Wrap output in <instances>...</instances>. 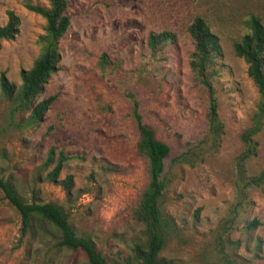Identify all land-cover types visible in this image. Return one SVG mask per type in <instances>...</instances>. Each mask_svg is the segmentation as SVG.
<instances>
[{
  "label": "rangeland",
  "instance_id": "rangeland-1",
  "mask_svg": "<svg viewBox=\"0 0 264 264\" xmlns=\"http://www.w3.org/2000/svg\"><path fill=\"white\" fill-rule=\"evenodd\" d=\"M29 5L47 0H0V26L8 11L21 19L14 39L0 41V175L10 180L29 203L62 206L77 233L90 237L109 259L126 261L142 240L143 225L133 209L149 182L145 159L138 153V130L131 103L116 76L98 68L102 53L122 63L131 75L148 57L151 32L176 35L151 63L152 83L143 87L146 123L168 142L174 155L197 148L208 129L207 102L191 69L195 42L188 28L203 17L219 37L215 55L219 114L225 132L220 145L204 148L194 165L166 161L167 188L161 198L176 231L162 255L172 264H264V181L249 186L248 177L264 172V127L255 136L257 154L243 166L242 135L253 126L261 101L234 44L250 33L252 15L264 24V0H69L71 27L62 38L58 70L36 103L57 95L43 120L31 123L30 108H19L3 92L4 73L19 90L22 70L42 52L46 19ZM160 84L152 98L150 87ZM56 147L70 157L55 182L48 174V154ZM243 171V174L241 172ZM72 176L69 189L66 179ZM258 221L256 226H250ZM19 210L0 187V264H91L83 251L60 247L54 236H22Z\"/></svg>",
  "mask_w": 264,
  "mask_h": 264
},
{
  "label": "trees",
  "instance_id": "trees-1",
  "mask_svg": "<svg viewBox=\"0 0 264 264\" xmlns=\"http://www.w3.org/2000/svg\"><path fill=\"white\" fill-rule=\"evenodd\" d=\"M48 7L29 5V9L42 15L47 22L46 34L39 43L42 52L30 69L22 70L23 83L19 90L15 91L12 83H9L6 75L1 76L3 92L8 96H15L17 107L30 108L29 120L38 123L50 109L58 96H51L36 103L38 94L43 90L50 77L58 70L61 60L60 43L71 27L72 18L67 13L69 0H47ZM9 21L5 26H0V41L14 39L21 25L20 17L14 11H8ZM247 25L250 33L245 34L240 41L235 42V54L244 59L248 64V74L254 80L261 101L254 116L253 126L244 131L242 140L245 151L240 156V165L256 156L258 142L255 140L264 127V24L260 17L252 15ZM188 31L195 42L192 53L191 69L198 86L203 91L207 102L206 136L197 144V148H190L186 152L174 155L172 146L157 137L156 131L149 126L144 117L142 106L148 99L143 87L152 83L153 70L151 63L158 61L159 54L169 42L176 41V35L170 31L160 33L151 32L148 36L149 54L144 64L131 75L122 73V63L110 59L104 52L98 62L99 70L105 74L111 72L116 76V82L124 97L131 103V117L138 130V153L145 159L149 182L142 192L139 201L133 209L134 218L143 225L142 240L133 248L134 257L131 260L119 261L106 257L87 236L79 235L70 222L64 208L56 203H29L18 193L14 184L0 175V187L6 193V197L22 214V236L30 234H47L58 239V245L75 251H83L91 264H172L162 255L168 238L176 231V225L172 217L164 214L161 206V198L167 188L166 161L171 158L173 165L189 164L201 160L206 152L200 151L204 145L218 147L225 132V126L219 114V97L216 87L217 71L215 55L220 51L219 37L213 33L206 20L197 16L190 24ZM150 87L152 98L158 96L160 84L154 83ZM56 147H52L48 154V165L56 160L55 168L48 174V178L55 182L70 157L63 151L56 158ZM242 174L243 171L241 170ZM73 178L66 179V188L72 185ZM264 181V172L259 177H248V185H260ZM254 221L250 226H256ZM228 264H235L230 261Z\"/></svg>",
  "mask_w": 264,
  "mask_h": 264
}]
</instances>
